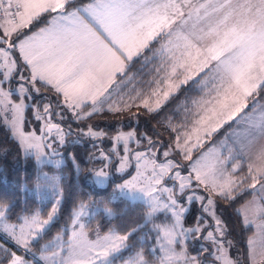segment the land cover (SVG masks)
Here are the masks:
<instances>
[{
	"label": "snow or ice",
	"instance_id": "1",
	"mask_svg": "<svg viewBox=\"0 0 264 264\" xmlns=\"http://www.w3.org/2000/svg\"><path fill=\"white\" fill-rule=\"evenodd\" d=\"M42 11L56 14L46 28L31 36L20 31ZM156 44H159L158 48ZM145 49L158 60L153 70L155 75L149 82L150 93L137 91L134 97L129 96L125 100L118 90L120 85H116L117 74L121 83H131L134 76L129 72L134 58L135 62H139ZM24 71L29 72L27 77L23 75ZM201 72L204 75L194 82L200 85L203 95L192 101L190 109H185L192 117L190 124L186 120L184 124L172 127L177 135L173 147L163 152L166 162L157 164L155 160H148L145 153L137 152V161L144 158L145 165H152L151 173L145 175L138 163L137 175L117 185V189L122 195L132 193L133 199L149 197V215L161 209L173 214L175 222L162 229L167 247L162 245L164 254L160 257V264H181V261L183 264H208L209 260L213 264H240L228 253L231 241L224 239L226 226L216 216L211 198L207 199L206 205L202 204V210L209 213L215 222L214 231H207L205 237L210 240L214 251L201 249V252L208 253L204 260L189 256L186 250L177 252L172 246L182 243L178 237L190 234L199 239L207 221L197 217L192 228L184 229L180 218L187 209L176 198L172 188L157 186L162 184L163 177L171 169L181 167L179 161L167 159L170 151L192 161L188 166V177H182L179 171L174 173L180 181L181 194L191 187L194 179L197 185H203L223 200L231 201L247 184V188L254 190L251 193L253 197H259L255 201V210L260 218L258 227L262 234L259 249L255 241L249 240L247 260L249 264H264V115L258 121L250 122L246 132L247 144H242L240 148V153L245 154L257 145L254 156L260 161L259 165L249 163L245 177L239 180L234 177L240 168L239 161L228 172L224 167H217L215 162L202 163L204 156L192 160V150L202 144V131L205 136L210 135L227 121L235 119L248 106L249 97L264 91V0H91L80 5L75 0H0V102L5 104L10 103L8 97L12 94L5 88L13 78H18L24 82L19 85L21 94L31 90L39 93L41 87L50 86L78 119L81 114L77 109L89 101L92 112L100 110L105 103L108 110L114 112L133 106H143L148 112H153L159 109L160 100L150 103L151 97L167 100L180 85L187 84ZM27 85H31V89ZM105 93L108 95L105 96ZM113 93L118 99L112 98ZM50 107L44 106L48 117L53 115ZM21 109L22 105H14L12 110L19 113ZM246 117L247 113L241 119ZM37 118L41 117L38 115ZM11 124L13 135L21 138L25 155H32L35 151L39 159L43 154L39 138L25 137L19 129L18 118ZM47 127L49 131L55 128L60 132L59 125L50 120ZM86 135L97 137L104 133L89 127ZM133 136L134 133L119 134L115 139L124 142L127 152V141ZM148 142L154 155L156 146L150 138ZM59 143H64L63 134ZM126 162L127 155L120 158L117 171L123 172ZM94 177L97 184L103 185L109 174L100 169L94 172ZM156 192L168 193L167 202L162 203L154 195ZM204 199L195 195L194 189L193 194L186 197L189 205L194 200L203 202ZM10 208V203L0 200V235H6L18 248L32 253L34 241L41 238V233L53 221L56 209L53 208L47 219H41L39 214L18 217L23 223L17 229L15 224L5 223V213ZM87 208L88 205L81 203L74 213V224L85 215ZM244 208L247 209L248 205ZM244 220L246 224L255 223V219L249 220L247 211ZM79 227L80 231H74L73 240L69 242L72 252L68 257L60 261L49 260L44 252L50 249L45 246L41 249L40 258L46 264H97V261L99 264H112L107 258L127 247L126 242L132 235L109 233L98 235L95 241L88 242L83 232L84 225ZM59 239L56 237V240ZM0 255L4 257L0 264H31L25 256L2 245ZM57 255V252L52 253L53 257ZM132 264H148V261L142 253H137Z\"/></svg>",
	"mask_w": 264,
	"mask_h": 264
},
{
	"label": "trees",
	"instance_id": "2",
	"mask_svg": "<svg viewBox=\"0 0 264 264\" xmlns=\"http://www.w3.org/2000/svg\"><path fill=\"white\" fill-rule=\"evenodd\" d=\"M89 1L75 0V3L80 5L86 4ZM51 16L52 13L49 12L42 14L28 28L21 32L29 34L43 27ZM153 44H155V41H153ZM156 47L158 48L159 44H156ZM157 64L158 60L152 56L148 49H145L143 58H140L139 62H135L134 59L132 63L129 75L134 76V79L131 83H121L119 75L117 76L116 82L120 85L118 89L120 94L125 95L126 93V96L129 97L133 96L137 91L145 93V88L148 89V81ZM25 72L28 74V71ZM196 86L197 84L191 80L187 84L180 85L177 92L170 96L157 111L148 112L143 106H133L120 112H113L105 109L107 106V103H105L100 112L93 113L84 119L76 120L77 124L73 123L72 125L75 126L76 130L72 129L73 135H70L71 137L67 139L71 140L72 138V141L77 140V142L73 144L68 142L63 147L62 157H64V163L59 167L50 165L39 167L34 163L32 157L22 156L19 146L11 138L9 131L0 126V200H5L11 205L10 210L5 213L6 222L15 225L20 224L22 219L18 220V217L34 214H39L40 218L47 219L51 212L52 202L48 199L40 200L36 192V189L42 184L39 178L41 173L57 174L59 176L61 193V202L58 206L56 217L45 232L41 234V238L34 241L30 255L20 254L17 247L1 235L0 245L4 248H11L17 254L25 256L27 260H32L35 264H41L37 261L36 254H40L41 249L59 234L63 235L64 240L67 239L68 227L71 224L73 213L79 209L81 203H84L88 205L87 209L90 212L94 211V209H99V212H96L87 222L88 229L96 227L101 234L110 231H114L120 235L132 233L126 242L127 247L124 255H130L135 252L142 253L144 259L151 264H155L156 259H152L150 251L149 227L145 223V207L141 203L130 202L125 199H118L115 202L111 201L113 184L120 181L119 178L113 179L105 188L94 187L88 181L94 170L103 165V162L98 159L99 152L103 151L106 154H110V148L112 147L111 139L116 133L121 131L135 132L139 138V145L137 147L139 150H143L149 146L148 138H150L157 149L156 158L160 159L159 154L161 151L173 147V140L177 133L172 131V127H178V125L183 123L182 118L184 115L182 113L184 109H180V105L183 101L187 100L190 88L198 90ZM41 88V90H46L49 93L45 101H48L51 107L55 108L53 102L61 103V97L53 89L50 87ZM132 88L134 91L131 90ZM112 98L118 99L115 93H113ZM124 98L125 100L127 99L126 97ZM263 101L264 91L258 92L254 97H249L247 103H250L251 106L245 112L253 110L254 104L256 106ZM90 108V105H85L79 112L84 113ZM30 116V111L27 110L23 125L26 131H29L31 128L28 123ZM169 124H171V127ZM232 126V124H228L221 128L211 137L208 145H204L203 148H206L218 139H222ZM89 127L93 131L104 133V135L97 136L96 139L87 140L82 134L87 133ZM202 149L192 153V159L197 157L198 153L205 150ZM172 156L181 158L175 151ZM115 162L112 161L110 166ZM180 163L182 164V162ZM247 173L248 167L242 163L240 169L235 174L240 179L245 177ZM251 193V188H247V184H245L244 188L240 190V194L236 195L234 200L215 199L214 211L226 226V236L224 238L226 241H231L230 250L233 254L235 253L240 257L239 259L242 264H248L247 240L252 234V228L243 226L238 209L251 198ZM45 194V191H42L40 195L45 196ZM102 209L111 210L113 217L111 219L106 218L101 211ZM200 213L199 206L193 203L184 218V225L192 228L195 225L197 217L201 215ZM209 225L204 231L210 227L212 228V223ZM195 242L203 243L201 239L199 241L195 240ZM190 244V241L186 242L185 250L187 254L193 256L201 253V248L191 246ZM205 247L209 248L210 245ZM207 255L208 253H201V256L197 257L200 260H204ZM3 259L4 257L0 255V260ZM209 262L212 261L209 260Z\"/></svg>",
	"mask_w": 264,
	"mask_h": 264
},
{
	"label": "rangeland",
	"instance_id": "3",
	"mask_svg": "<svg viewBox=\"0 0 264 264\" xmlns=\"http://www.w3.org/2000/svg\"><path fill=\"white\" fill-rule=\"evenodd\" d=\"M42 13H46V12H43V11L40 12L37 16H35L33 18L32 22ZM28 26L21 29L20 31L28 28ZM13 38H15V37H13ZM23 75L26 77L28 76V74L25 71L23 72ZM154 75H155V73L153 72L152 75L150 76V79H149L148 84H147L148 89L145 88V91H146V92L144 91L145 93H150L149 82L152 81ZM22 83H24V82L20 81L18 78H13L11 84L7 88H5V91L11 90L12 94L10 97H8V100L10 101V103L5 104L3 102H0V126H2L3 128H5L6 130L9 131L11 138L19 146L22 156L32 157L34 160V163L39 167L42 165H50L53 167H59L60 165H62L64 163V157L51 159L49 157V155L47 154L44 146L42 147V153L43 154L39 156V159L37 158V154L35 151H33L32 155H25L23 147L21 146L20 136L19 135H15V136L13 135V132L11 130L12 129L11 122L18 118L19 129L24 134V136L29 137V138H32L33 136L36 138H39V143L41 145H43V140L45 137L44 130L47 127V122L50 120V122L53 124H59L60 132L55 131L52 133V138L49 141V144L51 145V148L55 152L63 154V147L66 145V143L69 142L70 144H73V143L77 142V140L72 141V138H71V140L67 139V138L71 137L70 135H73L72 129L76 130L74 128L75 126H72L73 123L77 124L76 120L84 119L85 117L89 116L88 115L89 112H91V114L98 113L101 111L102 108H100V110H98L96 112H92V109L90 108L88 111H85L84 113H80L81 118L78 119L73 115L72 111H70L68 108H66L63 105L62 98H61V103L53 102L55 105V108L50 107V112H52L54 114L51 117H48V115L44 112V106L45 105L51 106V104H49L48 101H45V99H47V96L49 95V93H47L46 90H41L42 89L41 88L39 93H37L35 90H31L30 92H26V93L21 94L19 91V85ZM116 85H118L117 82H116ZM116 85H113V87H116ZM182 85H184V84H182ZM27 87L29 89H31V85H27ZM131 90H133V88ZM109 91H111V89H109ZM176 92H177V89L174 90L170 96L174 95ZM107 95H108V93H105V96H107ZM135 95H136V93L133 94V97ZM202 95H203V93L199 89L195 90V88H190V90L187 94V97H188L187 100L183 101L182 104L180 105V109H184V111L182 113L184 115L182 118L183 119L182 124H184L186 122V120L190 124L192 117H191L190 113H187L185 111V109L186 108L190 109L192 107V101L195 99H199ZM122 96L126 97L128 99V96H126V93H125V95H122ZM142 98L143 97H141L140 99H142ZM101 99H104V97H101ZM140 99L139 100L137 99L136 103L137 102L139 103ZM157 99L160 100V106L166 102V100H163L162 97H151L150 103H154V101ZM247 104H248V106L246 108H244L243 112L239 113L235 117V119L227 121V123H224L222 127H219L216 131L211 132L210 135L205 136L203 131L201 132V136L203 137L202 144L199 147L194 148L192 150V153L197 152L198 150H201L204 147V145L205 146L208 145L209 141L211 140V137H213V135H215L225 125H228V124L233 125L232 128L222 137V139H220V140L218 139L214 143H211L206 148H203L205 150L198 153V156L193 158L192 160H196V159L200 158L201 156H204L205 159L202 161V163L212 164L215 162V163H217V167H224L228 172H231L232 165L235 164L237 161H239L240 167H241L242 163L247 167V164L252 161V157L249 156L248 157L249 160H248L247 156L249 155L250 152L253 151V149L251 148L250 152H247L245 154H241L240 149H239V140H238L239 132H241L242 128L245 129L244 126L248 127L250 125V122L248 120H246L247 118H245L243 120L241 119L242 116H245L246 109H249V107L251 106L250 103H247ZM14 105H22V109L19 113H16L12 110ZM87 105H90V107H91V102L89 101ZM54 109H55V111H54ZM105 109L108 110V104L105 107ZM27 110H29L30 114H31L30 120L28 122L29 126L31 127L29 131L24 130V127H23L24 121H25L24 120L25 112ZM79 110L80 109H77L78 112H79ZM251 112H252V110L247 111V116L250 115ZM55 113H59L60 115H55ZM38 115L41 118L38 119L37 118ZM6 121H7V123H6ZM237 121H239V122H237ZM178 126H180V125H178ZM126 133H134L133 138L131 140L127 141V149H128L127 152H125L124 142L123 141L118 142L115 139L119 134H126ZM61 134H63V137H64L63 145H61L59 143V138H60ZM82 136L85 137L87 140L97 138V137H92V136L86 135V133L82 134ZM193 140H195V136H193ZM111 142H112V147L110 148V154H106L103 151L99 152L98 159H100L103 162V165H102V167L94 170V172H95L97 170L104 169V171H106L109 174V179L103 185L97 184L95 182V177H94V172H93V174L91 175L88 182L94 187L105 188L108 186V184L113 179L119 178L120 181H117L116 183L113 184V188H112L113 190L111 192V201L115 202L118 199H125V200H128L130 202L141 203L145 207V209H146L145 223H147V225L149 227V235H150L149 240L151 242L150 243V251L152 253V259H154V260L156 259L155 264H160V257L164 254L162 251V245L165 248L167 247L162 229L165 226L170 227L175 222L173 214L170 211H166V210L161 209L159 211L152 213V215H149V212H150V207H149L150 198L149 197H140L138 199H133L132 193H129L127 195H122L118 191L117 185L122 184V183H124L125 180H130L133 176L137 175V167L136 166L138 163L141 165V171L145 172V175H149L151 173L152 165L150 163L145 165V159L144 158H142L140 161H137V159L135 158V154L137 152H143V153H145V157L148 160H155V162L157 164H161V163L166 162V159L163 156L164 151L160 152V154H159L160 159L159 158L157 159L156 158V156H157V149L156 148H155V154L154 155H153V151L151 150L150 145L143 150H139L137 148L139 145V138L137 137V135L133 131L118 132L111 139ZM165 151H167V150H165ZM173 152L174 151H170L169 157L167 159L173 160V161H179V163L182 162L183 166L180 163L181 167L171 169L170 172L163 177L162 184L158 185L157 187L158 188L159 187L172 188L176 194V198L179 199L180 202L183 204V206L187 209V211H185L180 218V224L184 229L190 228V227H186L184 225V218H185L187 212L189 211L190 206L193 203L197 204L201 210V213H200L201 215L199 217H201L207 221V227L206 228H208L210 226L209 225L210 223H212V228L210 227L208 230L203 231L200 234L199 239H201V241L203 242L201 244H200V242H195V240L199 241V239H195L189 234L187 236L178 237V240L182 241V243H177V244L173 245L172 247H174L177 252H180L182 250H185L186 242L190 241L191 246L203 249V248H206L205 246L210 245V247L209 248L207 247V249L209 251H214V248H213L210 240L205 239V237L207 235V231H214L215 222L213 221L212 216L209 213L203 212L202 204L206 205L207 199L211 198L214 201V205H215V199L221 198V197L211 193L209 190L205 189V187L203 185H197L194 179H192V181H191V187L186 188L185 192L183 194H181L179 192L180 181L178 178L175 177L174 173L176 171H179L182 177H188L189 172H190V169L188 166L191 164L192 161L186 160L182 156H181V158L173 157L172 156ZM125 155H127L126 167H125L123 172L117 171L118 166H119V162H120V158L125 156ZM105 156L109 157V159H104ZM112 161H114V162L116 161V162L112 166H110ZM145 167L147 169L146 171H145ZM193 176H194V174H193ZM234 177L236 179H238L236 177V174H234ZM39 178L42 181V184L39 185V187L36 189V192L38 193L40 200L41 199L51 200L52 208H51L50 214H52L53 208L56 209V212L53 216V220H54V218L56 217L58 206L61 202L59 176L57 174L41 173L39 175ZM193 189L195 190V195L203 196V197H205V199L203 202L198 201V200H194L193 203L191 205H189L186 201V197L188 195L193 194ZM42 191H45V193H46L45 196L40 195L42 193ZM154 195L157 196L162 203L167 202L168 193L156 192V193H154ZM101 211L104 213L106 218L111 219L113 217L111 210L102 209ZM96 212H99V209H94V211H92V212H90L89 209H87L85 215L81 216L79 221L76 224L73 223V221L75 219L74 213H73V218H72L71 224L68 227L67 239L64 240L62 234L55 236L50 243L45 245L50 250H46L44 252V255L47 256L49 258V260L55 259L56 261H60L61 259L68 257L70 252H72V249L69 248V242L71 240H73V232L74 231L75 232L80 231V227H79L80 224L84 225L83 232H84L86 240L88 242L95 241L97 239L98 235L99 236H105V235H108L109 233H115L118 236H122V235H120L114 231H110L108 233L101 234L99 232V230L96 229V227H94L92 229H88L87 228V222L89 221V219H91L94 216V214ZM244 213H245V211L243 210L242 211L243 217H244ZM216 216H218V215L216 214ZM248 218H249V220H251L252 216L248 215ZM5 223H7L6 220H5ZM22 223H23V220L21 221L20 224H22ZM259 223H260V221L258 219H255V223H249L253 227V229L255 230L256 236H254V238H252V240L256 242L255 246L257 247V249H259L260 237H262V234H261L260 229L258 227ZM20 224H16L17 229L19 228ZM243 226H245V225L243 224ZM48 227L49 226H47L46 229ZM179 231H180V229L177 228V232H179ZM214 235H217V234L214 233ZM1 236L4 237L5 239L11 241L12 244L15 245V243L11 239H9L6 235H1ZM56 237H60V239L56 240ZM191 237H192V239H191ZM225 241H226V239H225ZM17 249L20 251V254H29L30 255V253L25 252V250L22 248L17 247ZM125 249H126V247L122 248L119 252H114L107 259L111 260L112 264H126V262H127V264H132V262L137 257V253L135 252V253L130 254V255L129 254L124 255ZM85 250H86V244H85ZM53 252H57L58 255L53 257L52 256ZM201 253H207V252H201ZM201 253H199L198 255H193V256H201ZM228 253L233 259H238L240 261V259H239L240 257H238L235 253L233 254L231 252L230 248L228 249ZM40 257H41V252H40V254H36V259L41 264H46V261L42 260ZM29 261L31 262V264H35L32 260H29ZM97 264H99V261H97ZM148 264H151V263L148 262ZM181 264H183V261H181ZM208 264H213V262H209ZM240 264H242L241 261H240ZM248 264H249V261H248Z\"/></svg>",
	"mask_w": 264,
	"mask_h": 264
},
{
	"label": "crops",
	"instance_id": "4",
	"mask_svg": "<svg viewBox=\"0 0 264 264\" xmlns=\"http://www.w3.org/2000/svg\"><path fill=\"white\" fill-rule=\"evenodd\" d=\"M90 2H91V1H90ZM46 13H47V12H46ZM42 14H44V13H42ZM42 14H40L39 16H41ZM53 15H56V14L53 13L52 16H53ZM39 16H38V17H39ZM52 16L48 19L47 23H46L43 27H41V28H39V29H37V30H35V31H33V32L29 33V34H27V35L31 36V35H33V34L39 33L41 29L46 28V27L48 26V22L51 20ZM38 17H37V18H38ZM37 18H36V19H37ZM36 19H35V20H36ZM134 59H135V58H134ZM205 71H208V69H205ZM28 74H29V72H28ZM118 75H119V74H117V76H118ZM203 75H204L203 72H201L199 75H194L192 81L199 80L200 77L203 76ZM49 87H50V86H49ZM50 88H51V87H50ZM197 88L200 90V85H199V84H197ZM54 91H55V90H54ZM261 115H264V101L258 103V104L253 108L251 114L248 115V116L246 117V118H247L246 120H248L249 122H251V121H258L259 118L261 117ZM244 121H245V120H244ZM249 127H250V125H249L248 127H245V126H244L245 129L242 128L241 132H239V137H238V140H239V149L241 148V145H242V144H247L246 132L249 130ZM256 147H257V145H253V146H252L253 151L249 153V155L247 156V158H248L249 156H251V157H252V161H251L250 163H255V164L259 165V164H260V161L255 160V156H254V153H255V151H256ZM243 158H244V157H243ZM245 160H246V159H245ZM248 160H249V158H248ZM246 161H247V160H246ZM247 163H248V162H247ZM248 165H249V163L247 164V167H248ZM257 189H259V185H257ZM251 191L253 192L254 190L251 189ZM256 200H259V197L257 196V197L254 198L253 195H252L251 198H250L245 204H243V205L238 209V213H239V216H240V218H241L242 224H244L246 227H251V228H252V234H251V236H250V237L248 238V240H247V250H248V248H249V243H248L249 240H250V239L252 240V238H254V236H256V235H255V230L253 229V227H252L249 223H247V224L245 223V220H244V217H243L242 211H243V210H244V211H247V215L252 216L251 220H253V219H258V220L260 221V218H259V216L256 214V210H255V201H256ZM245 205H248V208H247V209L244 208ZM261 240H262V237H260V243H261Z\"/></svg>",
	"mask_w": 264,
	"mask_h": 264
},
{
	"label": "water",
	"instance_id": "5",
	"mask_svg": "<svg viewBox=\"0 0 264 264\" xmlns=\"http://www.w3.org/2000/svg\"><path fill=\"white\" fill-rule=\"evenodd\" d=\"M57 125H59V124H57ZM55 131H57V129H55V128H53V129H51L49 131L48 127H46L45 130H44L45 137H44V140H43V146H44L47 154L49 155V157L51 159H56V158L62 157L61 153H57L51 147L50 148L47 147V145H49V141L51 139L52 133L55 132Z\"/></svg>",
	"mask_w": 264,
	"mask_h": 264
}]
</instances>
